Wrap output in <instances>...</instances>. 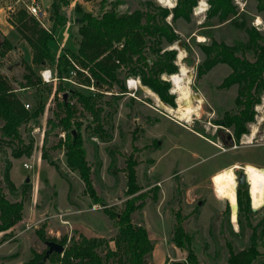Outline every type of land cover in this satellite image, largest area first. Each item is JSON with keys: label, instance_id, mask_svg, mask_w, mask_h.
<instances>
[{"label": "rangeland", "instance_id": "rangeland-1", "mask_svg": "<svg viewBox=\"0 0 264 264\" xmlns=\"http://www.w3.org/2000/svg\"><path fill=\"white\" fill-rule=\"evenodd\" d=\"M37 1L49 13L51 0ZM99 1L69 0V4L63 6L62 13L67 20L56 27L54 37L49 42L50 51L54 55L58 56L66 49L75 51L78 47L80 35L79 21L76 19H79L81 13L74 10L75 3L79 2L83 8L89 5L90 12L99 14ZM2 2L0 0V4ZM119 2L118 12L143 9L146 2L168 9L172 7L158 0ZM233 2L237 12L223 22H219L215 16L206 18V11L196 14L194 8L197 4L192 9L190 21L182 18L172 20L171 15L166 18L179 35V39L166 48L175 49L178 70L180 66L177 62L181 61L188 70L189 89L202 97V110L192 115L188 122L175 119L174 114L156 104L154 97L142 86H127L126 79L131 76L124 77L123 72L120 76L124 77L125 92L120 93L116 85L112 88L95 87L101 91L93 92L100 93L98 103L104 107V128L109 133L108 138L102 140L92 134L91 116L76 104L75 119L82 121V143L91 166L93 184L100 195V203L92 202L77 172L66 165L63 147L56 146L58 139L64 140L66 134L47 123L48 118L56 120L52 92L48 95L39 120L20 127L25 142L29 138L33 139L29 156L15 158L11 147L0 142V181L3 190L9 200L22 199L24 202L22 218L5 232H0V264H22L33 254L42 253L47 245L40 235L46 239L55 238L56 241L66 237L64 246L69 243L71 236L78 238L80 233H86V236L96 234L95 237L106 239L114 237L117 233L116 222L103 209L106 206L119 211L124 200L129 197L125 194L124 169L130 155L137 162L136 181L141 187L140 192L145 194L143 206L135 210L131 217L134 223L145 226L154 243L153 250L147 256L149 264H166L169 259L178 260L185 255L186 251L175 246L172 240L178 216L183 228L191 236V248L197 256L198 264H226L227 244L235 250L246 247L251 234L250 225L257 229L260 251L254 264H264V201L258 208H253L248 184L244 183L239 191L246 189L249 209L238 211L237 207V212L233 214L224 186L215 178L217 171L210 175L213 170L233 162L240 165L252 162L264 167V92L260 103L254 106L256 112L253 121L247 124L248 131L237 139L232 126L218 124L225 112L233 113L236 110V84L220 86L230 72V67L225 63H217L202 76L196 74V67L203 58L200 43H209L215 39L239 46L247 41V26H254L264 33V11L256 10V0ZM258 17L260 22L255 25ZM198 35L205 39L199 41ZM3 39L10 41L12 48L3 55L0 53V75L7 78L15 89H22L18 87V82L22 79L24 62L31 63V48L17 22H12L11 26L6 22L0 24V43ZM179 50L183 52L180 59ZM237 53L242 54V49H238ZM244 54L252 58L250 50ZM44 67H35V70L40 75ZM162 77L171 84L169 92L175 96V105L167 104L154 93L164 104L176 108L178 96L172 90L169 75L163 74ZM56 82L45 83L54 86ZM63 84L68 88L65 98L70 97L69 88L85 94L90 91L87 88L79 89L68 81ZM17 93L24 102L30 104V109L34 103L32 88ZM58 97L60 99L61 95ZM253 127L256 129L253 141L244 142L243 136L251 133ZM43 151L46 158L42 156ZM7 161L12 164L9 176L15 185L13 191L8 189L2 176ZM24 161L30 164L29 168L22 166ZM50 161L54 164H50ZM240 171V168L235 170L236 177ZM24 183L29 184L26 191L22 190ZM238 187L237 184L236 195ZM241 197L244 201L243 194ZM56 259L52 255L42 264H61Z\"/></svg>", "mask_w": 264, "mask_h": 264}, {"label": "trees", "instance_id": "trees-1", "mask_svg": "<svg viewBox=\"0 0 264 264\" xmlns=\"http://www.w3.org/2000/svg\"><path fill=\"white\" fill-rule=\"evenodd\" d=\"M99 2L101 7L99 14L87 11L79 2L75 3L74 10L81 13L78 47L75 51L66 49L58 56L50 51L49 42L54 37L56 27L67 20L62 8L69 4V0H51L50 31L45 30L33 16L19 8L14 20L19 23L20 32L31 48V63L24 62L22 79L18 82V87L22 89H15L7 78L0 75V142L11 147V153L15 158L22 155L29 156L33 148V139L29 138L25 142L20 127L39 120L48 95L52 92L55 99L56 120L48 118L47 123L65 132V139L59 138L56 146L63 147L66 165L70 170L77 172L85 192L93 203H100V195L93 184L91 166L86 159L82 143L80 132L82 121L75 119L76 104L78 103L83 111L89 113L93 123L91 132L102 140L109 136L104 128V107L98 103L100 93L94 94L92 91L85 94L69 88L70 99L65 98L64 93H67L68 88L63 84L62 77L70 68H74L71 60L78 66L77 69L75 68L76 78L86 85H90L92 78L95 87L112 88L116 85L119 92L123 93L126 91L124 77H138L140 82L155 92L161 100L174 106L175 96L169 92L171 84L169 80L162 78V75L178 71L175 63L176 51L166 46L177 41L179 35L166 18L171 15L172 20L182 18L190 21L192 9L197 4V0H176L174 6L168 9L146 2L143 9L118 12L119 0ZM207 2L209 6L206 9V18L215 16L219 22H223L237 12L233 0H207ZM256 10L264 11V0H256ZM246 32L247 41L239 46L215 39H211L209 43H200L199 48L203 58L196 67L197 76H202L217 63H225L230 67V72L223 78L220 86L229 87L236 84L234 98L236 110L233 113L225 112L218 124L225 127L232 126L233 134L237 139L248 131L247 124L253 121L256 112L254 106L260 103L264 92V42L262 41L264 33L254 26H247ZM10 48H12L10 41L3 39L0 43L1 55ZM238 49H242V54L237 53ZM246 50L252 52V58L245 56ZM41 66L52 69L57 78L54 86L43 82L36 72L35 67ZM80 69L86 70L91 78ZM121 72L124 73V77L120 76ZM26 88L33 90L34 103L30 109L24 107V101L17 93ZM59 94L60 99H58ZM108 113L109 111L106 112ZM72 129L76 131L75 136L72 134ZM42 156L46 158L45 151L42 152ZM50 164L54 163L50 161ZM136 164V160L130 155L124 169L125 194L129 197L124 200L123 207L119 211L106 206L103 209L111 219L115 220L116 235L109 239L86 236L83 233H80L78 238L71 236L62 254L53 252L48 258L55 255L56 260L61 264H149L147 256L153 250L154 243L145 226L134 223L131 217L135 210L143 206L145 196L140 192L141 187L136 181ZM54 166L58 170V166L56 164ZM10 167L11 163L7 161L2 176L8 189L13 191L15 185L9 176ZM244 183L246 182L238 184V211L249 209L246 189L239 191ZM28 189L29 184L24 183L22 190ZM242 194L245 197L244 201ZM23 203L22 199L9 200L0 181V232H5L22 218ZM250 228L251 234L246 247L235 250L229 243L227 244L226 264H254L259 257L257 229L252 225ZM40 236L44 241H56L55 238L46 239ZM172 240L175 246L184 249L186 253L181 259L172 260L171 264H198L197 256L191 248V236L183 228L179 216L174 225ZM110 241L113 243L110 244ZM56 242L64 245L66 237ZM44 252L45 250L33 254L22 264H42Z\"/></svg>", "mask_w": 264, "mask_h": 264}, {"label": "bare ground", "instance_id": "bare-ground-1", "mask_svg": "<svg viewBox=\"0 0 264 264\" xmlns=\"http://www.w3.org/2000/svg\"><path fill=\"white\" fill-rule=\"evenodd\" d=\"M159 2L173 6L174 0H158ZM208 3L206 0H199L197 5L195 6V13H201L206 8ZM260 18H257V23L259 24ZM198 40L202 41L205 38L201 35H198ZM174 46V45H173ZM178 48V47H177ZM180 53L178 55V59L182 58V50H179ZM179 63V70L176 73L169 74V79L172 82V90L177 93V101L178 105L176 108H173L167 104H164L158 96L155 95L154 92L150 91L145 85H143L140 80L138 79H129V87H137L142 86L144 89H146V92L154 97L156 104L160 105L165 108L166 111L169 113L174 114L176 117L175 119H178L183 122H188L192 115L199 114L201 109L200 103L202 102V97H199L198 99L192 98V94L194 93L191 91L188 87V84L190 83V78L188 77V70L183 65V63ZM189 100L188 103L182 104L183 100ZM264 101V96H263ZM199 116V115H198ZM180 123V122H179ZM183 125V124H182ZM256 129L253 127L251 130V133L243 136L244 142L251 143L254 139ZM216 146H220L217 143L213 142ZM242 169L245 173V177L248 184V193L250 196V202L253 208H258L262 205L264 201V168L261 166H257L253 164L252 162H245L242 165H240L237 162H233L230 165H227L225 167H222L219 169L216 174L215 178L216 180L221 183L224 186L225 193L227 195V198L230 201V206L233 214L237 212V195H236V187H237V179L235 170L236 169Z\"/></svg>", "mask_w": 264, "mask_h": 264}, {"label": "built area", "instance_id": "built-area-1", "mask_svg": "<svg viewBox=\"0 0 264 264\" xmlns=\"http://www.w3.org/2000/svg\"><path fill=\"white\" fill-rule=\"evenodd\" d=\"M174 2L176 3V0H174ZM19 8L25 10V12L28 15L33 16L36 19V21L39 23V25L41 27H43L45 30L50 31V29H51L50 24L52 21L50 19L49 13L46 10V8H43L39 4V2L37 0H3L2 4H0V23L6 22V23H9V25L11 26V23L15 22V20H14L15 15H16ZM195 8H194V12H195ZM207 8H208V5L206 6V8L203 11H206ZM257 24L258 23H255V25H257ZM71 62L73 64L74 68H70L68 73L66 75H64L62 77V79L64 81L70 82L73 86L80 87V88H87L92 92H100L101 90L98 88H95L92 78L89 76L88 72L84 69H80V70H82L85 75H87L91 78L90 85H86V84H83L82 82H80L78 80H74V78H76V76H77L76 69L78 68V66L72 60H71ZM40 75L42 76L43 82L55 81L57 79L54 76L51 68L48 66H45L43 68V70L40 71ZM130 78L139 80L138 77L131 76V77L126 79L127 86H129L128 82H129ZM29 105L30 104L28 102H24L25 108H29ZM22 166L24 168H29L30 164L28 162L24 161L22 163ZM166 264H171V259L166 261Z\"/></svg>", "mask_w": 264, "mask_h": 264}, {"label": "water", "instance_id": "water-1", "mask_svg": "<svg viewBox=\"0 0 264 264\" xmlns=\"http://www.w3.org/2000/svg\"><path fill=\"white\" fill-rule=\"evenodd\" d=\"M86 9L87 11H89L90 9V6L89 5H86ZM76 21L78 22L79 19H76ZM173 48V47H172ZM164 78V77H162ZM166 79V78H165ZM64 97H66V93H64ZM192 98H196L198 99L199 98V94L197 93H193ZM189 100H183L182 101V104H186L188 103ZM72 134L75 136L76 135V131L75 129H72ZM233 140V139H232ZM264 168V167H263ZM237 179V184H241L243 182H246L247 183V180H246V177H245V173L244 171H240L238 176L236 177ZM26 181H28V178L26 179ZM200 204V201L198 202ZM238 205V204H237ZM238 207V206H237ZM45 243L47 245V249L45 250L44 252V255H43V258H42V261H44L51 253L55 252V253H59V254H62L63 250H64V245L59 243V242H56V241H53V240H45Z\"/></svg>", "mask_w": 264, "mask_h": 264}, {"label": "crops", "instance_id": "crops-1", "mask_svg": "<svg viewBox=\"0 0 264 264\" xmlns=\"http://www.w3.org/2000/svg\"><path fill=\"white\" fill-rule=\"evenodd\" d=\"M0 24H4L3 22H1ZM13 163V162H12ZM11 167H12V164H11ZM220 168H218V169H215V170H213L211 173H210V175L214 172H216V171H218ZM10 171H11V169H10ZM214 173H213V175H214ZM82 232V231H81ZM85 235H86V233H85ZM89 236H97L96 234H92V235H89Z\"/></svg>", "mask_w": 264, "mask_h": 264}, {"label": "flooded vegetation", "instance_id": "flooded-vegetation-1", "mask_svg": "<svg viewBox=\"0 0 264 264\" xmlns=\"http://www.w3.org/2000/svg\"><path fill=\"white\" fill-rule=\"evenodd\" d=\"M233 139H235V138H233Z\"/></svg>", "mask_w": 264, "mask_h": 264}]
</instances>
